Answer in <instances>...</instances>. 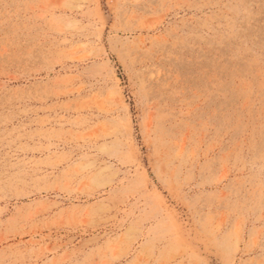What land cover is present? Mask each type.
Returning <instances> with one entry per match:
<instances>
[{
    "label": "rangeland",
    "instance_id": "rangeland-1",
    "mask_svg": "<svg viewBox=\"0 0 264 264\" xmlns=\"http://www.w3.org/2000/svg\"><path fill=\"white\" fill-rule=\"evenodd\" d=\"M0 264H264V0H0Z\"/></svg>",
    "mask_w": 264,
    "mask_h": 264
}]
</instances>
